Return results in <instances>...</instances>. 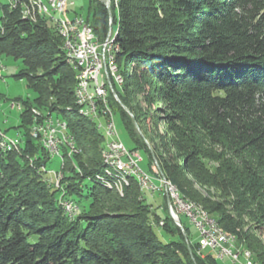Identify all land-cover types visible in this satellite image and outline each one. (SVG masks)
Returning <instances> with one entry per match:
<instances>
[{
  "label": "trees",
  "instance_id": "16d2710c",
  "mask_svg": "<svg viewBox=\"0 0 264 264\" xmlns=\"http://www.w3.org/2000/svg\"><path fill=\"white\" fill-rule=\"evenodd\" d=\"M115 3L116 60L124 77L117 93L129 106L132 78L154 79L152 96L164 106L162 119L173 133L174 147L185 155L184 167L176 155L160 156L164 176L182 198L201 204L264 264L263 245L245 229L252 208L264 228V0ZM100 5L89 6L85 17L102 35L109 9ZM0 18L5 28L0 53L22 62L15 76L26 77L35 94L33 102L25 101L23 125L31 122L33 106L60 111L77 143L87 148V164L77 160L84 178L102 169L98 180L109 186L102 179L105 136L79 112L76 71L66 62L62 37L46 17L32 21L23 16L20 5L11 9L5 4ZM124 111V123L138 143ZM28 144V150L44 154L32 139ZM203 158L218 165L212 171ZM26 161L0 150V264H220L213 252H191L182 228L170 217L163 231L171 236L176 230L177 238H159L136 179L131 178L124 196L86 179L70 184V194L89 201L70 220ZM197 184L209 189L207 196ZM34 234L42 236L34 241Z\"/></svg>",
  "mask_w": 264,
  "mask_h": 264
},
{
  "label": "rangeland",
  "instance_id": "374dc122",
  "mask_svg": "<svg viewBox=\"0 0 264 264\" xmlns=\"http://www.w3.org/2000/svg\"><path fill=\"white\" fill-rule=\"evenodd\" d=\"M108 1L111 4L105 3L106 2L105 0H93L92 4H90V0H76L74 6L71 7L73 10H75L76 13L80 15L82 14V16L85 17L88 14L89 6H92L93 8V6L95 5V7L99 8L101 6L100 3L104 2L106 7L109 9L108 30L112 25V29L116 31L118 30L119 26L117 24V21H115L114 14L112 12V6H113L112 4L116 5L117 2L115 3V0H108ZM5 4L9 5L11 9L14 8L13 5L15 7L17 5H20V7L22 8L21 12L26 7L23 3H21L18 0H12V2L11 0H0V17L1 14H3V7ZM109 5L111 6L109 7ZM115 14H118V8L115 9ZM38 17H42V16H38ZM37 18L34 17L31 18L30 20L36 21ZM110 21H112L111 25H110ZM4 32H5V28L2 25L0 18V34H4ZM106 32L102 34V36H104ZM57 62L58 61H55V64ZM66 62L68 63V65H70L67 60V57H66ZM22 69H23V65L20 60H15L11 56L0 53V130L2 133L12 137L13 139L15 138L19 141V143L17 142V146L19 147L16 146L11 150L4 151L0 145V150H2V152L4 153L11 152L15 155L17 154L21 160L26 158L27 159L26 163L31 164V166L35 169V175L38 177V179L41 182H43V184L47 187L48 190H50L53 194H56L57 202L62 208L63 214L67 216L68 219L73 220L78 216L82 208L89 204V201L79 200L77 198V195L70 194L69 192L71 190V188L69 187L70 184L77 185V183L82 182L83 180L86 179L87 182L89 181L92 183L96 182L102 185V183L98 180L99 174L102 169L84 178L85 171L82 168V166L78 164L77 160L81 159L85 161L87 164V159H86L87 148L84 145L82 144L80 145L77 143L76 137L70 129L68 119L64 118L60 113V111L50 110V109H40L37 108L36 106H33V108L31 109L32 112L31 122L27 125H23L24 123L22 122L21 115L25 110V101L30 100L31 102H33L35 94L32 91V89L28 86V80L26 77L19 78L15 76V74H17ZM134 70L135 69L133 64V67L130 68L131 74L133 73ZM117 74L123 77V74L119 70V67ZM122 79L124 82V77ZM131 82L133 85L129 89L130 96L127 98L129 100L128 105L130 107L124 104V102L118 95L117 91L118 90L121 91V87H122L118 85L115 86V92L119 97V102L115 103L111 101L110 105L112 107L114 119L116 122V126L121 141L129 151H132L131 153L139 154L141 156V160H139L138 163L140 167L143 170H145L146 173H148L147 185L146 187H144L145 189H143L138 179L133 177L134 179L137 180L138 186L140 187V191H141L140 199L149 204V209H150L149 214L150 217L153 219L152 223L155 225V230L159 238L163 242H169L172 239V236L177 238L178 235L177 231L173 229L176 233L170 236L163 231V227L169 221L168 217H170L176 225H178L177 224L178 220H176L173 213H171V210L168 206V197L166 193L163 191V185L161 184L160 179L161 177L165 178L166 180L168 179L164 176L161 170L159 157L163 156L165 158H168L169 155H171V157H174L176 155L178 157L181 166L184 167L186 164L185 155L179 154L176 147H174V140L172 139L173 133L170 132V130L167 128L166 123L162 119L163 118L162 115L164 114L162 110L164 106H162V103L156 102L155 97L152 96V94L156 92V86L158 83L154 79L152 78L146 79L142 75H137V77H133ZM19 105L21 107H18ZM69 108L70 107H67V111L71 112L72 110ZM122 109L125 110L124 112L126 114V117L130 121V124L134 129V134L138 139V143H136L135 140L132 138L131 134L129 133L124 123V120L121 115ZM50 116H52V119L63 118V120H65L67 124V126L64 124L66 127L59 126V130L57 131V134L58 133L67 134L66 135L67 139L61 144H59L58 148L53 151L46 149L43 146V144L33 139L31 132L32 128L37 123L45 122V119ZM96 126L98 128V125ZM98 130L101 132L103 136L104 133L106 134L105 129L100 130L98 128ZM68 134L72 136V138H70ZM105 136L106 138L104 137V142L100 146V154L102 157L101 166L104 165L103 156H104V152L107 149L106 144H108L106 139L108 140L110 139L109 135H105ZM28 139H33L32 141H34L35 144L43 148L44 154L38 150H34V149L28 150L29 147ZM61 145H65V146H61ZM54 152L57 153L58 155L55 154ZM70 152H72L71 155ZM54 154L55 157L52 158ZM202 160L205 163L206 167L210 168V170L212 171L214 170V167L218 165V162L214 159L203 158ZM130 184L131 181L129 184L123 182V188H121L120 190L118 189L116 190L114 187L112 188L107 185H102V186L114 190L118 192L121 196H124L125 188L128 187ZM149 188L150 190H147ZM197 188H201L203 193L206 196L208 195L209 189L206 186H200L199 184H197ZM212 191H215L214 188H212ZM70 209L73 210L71 214L68 213ZM252 211L254 213L253 217L248 216L245 218V222H246L245 229L248 230L249 232L254 233L258 237L260 243L263 245L262 252L264 253V228L258 225L260 214L257 215L256 210L254 208H252ZM157 216H160L159 219H156ZM180 218L189 228L190 237L192 239V242L194 243L193 244L190 241L187 233L185 232L182 222L179 221V223L182 226L181 228L183 231L182 234L184 241L188 244L191 252H193L192 250L194 248L200 255L203 256L209 255L211 253V250L209 248H205L201 250L200 245L199 246L195 245L197 241L199 242V232L196 226L192 222H190V220L185 214H180ZM162 221L164 223H162ZM41 236H42L41 234H34L32 240L34 241L39 240ZM233 236L236 238L235 235ZM236 246L241 250L244 249L248 250L251 253L252 261L255 264H260L255 260L256 258L253 251L250 248H248L246 245L242 244L241 242H238L237 238H236ZM240 259L244 260L243 256H241ZM218 260L220 264H233L229 258L218 259Z\"/></svg>",
  "mask_w": 264,
  "mask_h": 264
},
{
  "label": "built area",
  "instance_id": "2783aa9c",
  "mask_svg": "<svg viewBox=\"0 0 264 264\" xmlns=\"http://www.w3.org/2000/svg\"><path fill=\"white\" fill-rule=\"evenodd\" d=\"M105 1L107 4L110 3L108 0ZM46 3L55 10V19L51 24L57 33L59 31L58 20H66L70 23L72 38L68 44H64L68 48L69 56H73L75 63L88 62V72L80 77L77 88L79 90V103H81L83 110L90 111L99 121L103 122L104 127L111 133L110 157L118 159L119 165L137 172L144 183V187H146L148 173L138 163L141 156L131 153L132 151H129L121 141L110 105L111 101L119 102V97L115 92V86H119L118 66L110 63L108 52L105 51L106 40L113 30L112 21H110V29L102 36L87 18L72 9L71 6H74L76 0H46ZM13 7L15 6L13 5ZM27 15L34 18L31 16L29 7H27ZM43 123H40L37 130L31 131L33 139L37 134H44L46 141L49 142L50 151L56 150L55 141H65L67 134H57L59 126H61L59 125V118L52 119L50 116ZM3 135L5 134L0 130V139H3ZM14 141L18 140L14 138ZM160 181L163 185V191L168 197V206L176 220L181 222L180 214H185L190 222L196 226L199 232L201 250L209 248L217 259L229 258L233 264H255L248 250H241L236 246V238H227L222 235L218 228H214L213 220L209 215H204L191 205L185 204V201L164 183L163 177ZM162 223L164 222L162 221ZM241 256L244 260L240 259Z\"/></svg>",
  "mask_w": 264,
  "mask_h": 264
},
{
  "label": "bare ground",
  "instance_id": "6f19581e",
  "mask_svg": "<svg viewBox=\"0 0 264 264\" xmlns=\"http://www.w3.org/2000/svg\"><path fill=\"white\" fill-rule=\"evenodd\" d=\"M18 1H20L21 3H23L26 6V7L24 6L25 9L22 10L23 16H25V17H27L29 19L33 18V17H30V16L27 15V7H29L30 8V12H31V16H34L35 18H37L38 16L46 17L51 23L54 22L55 10L52 8V6H48L47 5L46 0H18ZM23 4H21V5H23ZM58 29H59L58 34L63 39V47H64V49L66 51L68 62L76 70L77 86H76V90H75V95H76V103H77L79 112L81 114H83L84 116H87L91 120L95 121L96 124L98 125V127L100 128V130L105 129L106 130V134L104 133V136L105 135H109V137H110L109 140L106 139L108 144L105 143L107 145L106 146L107 149L104 152V156H103L104 157L103 160H104V163H105V172H104V174L102 176V179L104 181H107L110 187H112V188L114 187L116 190L117 189L120 190L121 188H123V182L126 183V184H129L131 178L134 177V178L138 179V181L142 185L143 189H145L144 188V183H143L142 179L140 178V175L137 172L130 171L128 168L123 167V165H119V160L118 159H116L114 157H110L111 133H109V131L104 127L103 122L99 121L96 118V116H94V114L91 113L90 111L83 110V108L81 106V103H79V90L77 88H78V85H79L80 77L83 76V74H87V72H88V62L75 63V59H73V56H69V54H68V48L66 46H64V44H68L71 41V38H72V30H71L70 23L67 22L66 20H58ZM115 35L116 34H114V31L112 30V32L110 33V37H108L107 40H106L105 51L108 52V56L110 57V63L112 65H114V66H118L117 60H116V52H117L119 46L116 43ZM122 78L123 77H121L118 74L119 86L120 87L123 84V79ZM64 124L67 126L66 121L60 118L59 119V125H61L63 127V126H65ZM38 127H40V123H37L32 128V130H37ZM68 136H70V135L68 134ZM70 138H72V136H70ZM105 138H106V136H105ZM34 139L39 141L41 144H43V146L46 149L50 150L49 142L46 141V139L44 137V134H37L36 137H34ZM17 142L19 143V141H14V139L12 137H10V136H8L6 134L3 135V139H0V145H1V148L4 151H8V150H11L14 147H16L17 146ZM62 142H64V140H56L55 141V148L57 149L58 145L61 144ZM74 144H76V143H74ZM61 146H65V145H61ZM17 147H19V146H17ZM73 147H74V145H73ZM75 147H76V145H75ZM49 150H47V151H49ZM55 154H57V153H55ZM55 154H54V156H52V158L55 157ZM71 154H72V152H70V155ZM52 170H50V171H52ZM104 178H106V179H104ZM164 183L167 186L171 187V189L174 190L175 194H178V196L182 200L185 201V204L191 205L192 207L195 208V210L201 211V213L204 214V215H209V217L213 220L214 228H218V231H220V233L222 235L226 236L227 238H235L232 234L226 232L218 224V222L208 213V211L203 208V206L201 204H198L196 202H193V201H190V200L182 198L180 193H179L178 188L171 181L166 180L164 178ZM68 213L71 214V212H69V211H68ZM250 257H251V253H250Z\"/></svg>",
  "mask_w": 264,
  "mask_h": 264
},
{
  "label": "water",
  "instance_id": "95a60500",
  "mask_svg": "<svg viewBox=\"0 0 264 264\" xmlns=\"http://www.w3.org/2000/svg\"><path fill=\"white\" fill-rule=\"evenodd\" d=\"M177 224H178L180 227H182L181 224L179 223V221H177Z\"/></svg>",
  "mask_w": 264,
  "mask_h": 264
}]
</instances>
